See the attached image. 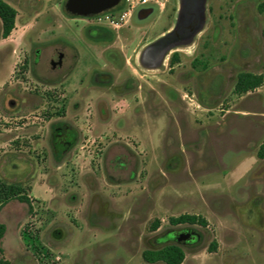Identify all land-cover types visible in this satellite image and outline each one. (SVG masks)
Masks as SVG:
<instances>
[{"label": "rangeland", "instance_id": "374dc122", "mask_svg": "<svg viewBox=\"0 0 264 264\" xmlns=\"http://www.w3.org/2000/svg\"><path fill=\"white\" fill-rule=\"evenodd\" d=\"M3 1L17 14L5 40L0 20V182L30 202L0 209L10 264H165L142 253L167 244L183 248L181 264H264V81L235 92L240 72L263 73V0H205L201 30L153 67L142 52L174 26L180 0L129 12L122 0L101 16L70 15L66 0ZM93 24L110 28L91 44L110 80L82 84L64 108L46 56L67 35L88 70ZM184 213L206 225L171 224Z\"/></svg>", "mask_w": 264, "mask_h": 264}, {"label": "flooded vegetation", "instance_id": "af4514ba", "mask_svg": "<svg viewBox=\"0 0 264 264\" xmlns=\"http://www.w3.org/2000/svg\"><path fill=\"white\" fill-rule=\"evenodd\" d=\"M198 2L199 0H180V7L177 12L174 26L170 30H167V32L164 34L166 38L163 41L158 43L154 42L143 50L141 55V60L143 63L147 62V64L152 67L157 66L163 62L165 56L167 55L169 49L166 50V48L168 46L184 45L192 41L193 37L201 30L200 29L195 34H193L192 39L190 40L191 32L197 24L196 15L198 10ZM119 5L120 3L117 6ZM142 13L143 11L140 12V15ZM187 13H191L189 17L187 16ZM109 29L110 28H106L100 24H93V26H91V28L88 30V37L86 40L89 42V45L84 46V51L89 53L90 58L89 67L88 70H86L87 73L86 71L82 70V64H86L87 60L84 63L81 61V52L78 45L76 44L75 40H72L67 35L62 36L59 47L54 50V55L49 57L46 56L49 71L58 75V82L61 86L64 108H66V106L70 103H72L74 107H77L80 104V101L83 97L80 90L82 84L84 90L90 93L99 82H109L110 74L98 71L97 65L93 60L94 52L91 48V44L97 45L98 43L103 42V40H100L97 37L108 36L110 34ZM42 56V52H39L38 50L35 51V57L33 60L35 66H37L38 62L43 59ZM77 72L79 75L76 79L75 75ZM75 79L79 86L78 93L76 94L75 88V94L71 96V93L68 94V86L72 81H75ZM125 88L126 84H123L120 89L124 90ZM56 136V138L60 140L61 143H64L70 139L71 131L65 128L64 131L57 133ZM176 237L193 238V233L187 232L185 234H178Z\"/></svg>", "mask_w": 264, "mask_h": 264}, {"label": "trees", "instance_id": "16d2710c", "mask_svg": "<svg viewBox=\"0 0 264 264\" xmlns=\"http://www.w3.org/2000/svg\"><path fill=\"white\" fill-rule=\"evenodd\" d=\"M258 10L264 12V0L258 4ZM16 10L3 0H0V20L2 26V37L6 38L9 36L15 25ZM177 59V54H173L171 61ZM264 63V61H263ZM264 67V66H263ZM264 81V69L263 73H251V72H240L237 76L235 84V92L238 94L247 93L253 91L262 85ZM258 157H264V141L260 145L258 151ZM17 197L19 200L30 204L26 196L20 195L14 186L3 184L0 182V209L2 205L7 203L11 198ZM169 221L173 225L179 224H200L206 225V220L193 214H181L176 217H170ZM158 221L153 225V229L158 227ZM6 226L0 223V264H10V261L4 257L3 248L1 246V240L5 234ZM215 246V243L212 244ZM143 259L148 263L163 262L165 264H181L185 258V252L183 248L178 244H167L158 249H147L142 253Z\"/></svg>", "mask_w": 264, "mask_h": 264}, {"label": "water", "instance_id": "95a60500", "mask_svg": "<svg viewBox=\"0 0 264 264\" xmlns=\"http://www.w3.org/2000/svg\"><path fill=\"white\" fill-rule=\"evenodd\" d=\"M121 1L122 0H66L64 7L65 11L73 16H93L116 7ZM197 9V24L191 32L190 40L193 34L203 27L205 0H199ZM190 14L187 13V16L189 17ZM165 38L166 36L161 37L156 43L163 41ZM172 46L174 45L168 46L166 50L170 49Z\"/></svg>", "mask_w": 264, "mask_h": 264}, {"label": "built area", "instance_id": "2783aa9c", "mask_svg": "<svg viewBox=\"0 0 264 264\" xmlns=\"http://www.w3.org/2000/svg\"><path fill=\"white\" fill-rule=\"evenodd\" d=\"M148 0H124L125 4H126V11L129 12L132 8H134L136 5H144ZM125 14H127L126 12H124L122 14V16L120 17V19H122ZM104 15V12H102L99 15H95V16H101ZM106 18L108 19V16H106ZM112 23V22H111Z\"/></svg>", "mask_w": 264, "mask_h": 264}, {"label": "crops", "instance_id": "0c3cea01", "mask_svg": "<svg viewBox=\"0 0 264 264\" xmlns=\"http://www.w3.org/2000/svg\"><path fill=\"white\" fill-rule=\"evenodd\" d=\"M7 38V37H6ZM6 38H4L3 40H5Z\"/></svg>", "mask_w": 264, "mask_h": 264}]
</instances>
